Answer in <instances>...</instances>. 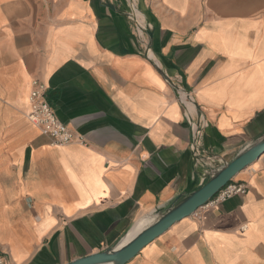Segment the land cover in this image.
Wrapping results in <instances>:
<instances>
[{"label": "crops", "instance_id": "1", "mask_svg": "<svg viewBox=\"0 0 264 264\" xmlns=\"http://www.w3.org/2000/svg\"><path fill=\"white\" fill-rule=\"evenodd\" d=\"M129 1L0 0V251L10 264H68L117 245L137 218L264 135V0ZM164 76L203 118L197 167ZM34 81L85 146H54L28 121ZM232 181L247 194L174 224L127 264H264V154Z\"/></svg>", "mask_w": 264, "mask_h": 264}, {"label": "water", "instance_id": "2", "mask_svg": "<svg viewBox=\"0 0 264 264\" xmlns=\"http://www.w3.org/2000/svg\"><path fill=\"white\" fill-rule=\"evenodd\" d=\"M148 36L151 38V32H148ZM164 78L173 90L178 88L167 77ZM262 154H264V135L241 151L231 162L225 163L218 170L207 171L204 175L208 177L207 181L200 188L177 198L166 208L154 212L151 215L152 222L126 244L119 247L118 243L104 251L76 259L68 264H127L174 224L191 217L199 208L205 206L240 172L253 165Z\"/></svg>", "mask_w": 264, "mask_h": 264}, {"label": "built area", "instance_id": "3", "mask_svg": "<svg viewBox=\"0 0 264 264\" xmlns=\"http://www.w3.org/2000/svg\"><path fill=\"white\" fill-rule=\"evenodd\" d=\"M127 7H132L129 0H126ZM128 18L132 20L137 30L140 28L146 30L149 26L146 24L140 27L134 14L128 13ZM148 52V49H147ZM148 57V55H147ZM176 99L184 108V117L190 131V153L194 161V166L197 167L202 161V153L199 151V142L202 134L203 118L198 114L196 105L189 92L181 88L174 90ZM29 111L27 113L28 121L33 124L43 136L51 140L54 146H65L71 143H77L85 146L86 142L81 137L76 135L56 117L53 109L46 100V87L44 84L34 81L31 84V89L28 97ZM248 192V184L245 182L231 181L225 185L205 206L199 208L192 216L201 219L202 212L209 207H215L219 204L235 196H245ZM246 226H242L244 231ZM0 264H10L0 251Z\"/></svg>", "mask_w": 264, "mask_h": 264}, {"label": "bare ground", "instance_id": "4", "mask_svg": "<svg viewBox=\"0 0 264 264\" xmlns=\"http://www.w3.org/2000/svg\"><path fill=\"white\" fill-rule=\"evenodd\" d=\"M153 217L148 216L146 218H137L132 229L129 233L122 239L119 243V247L129 242L137 233L143 230L146 226H148L152 222Z\"/></svg>", "mask_w": 264, "mask_h": 264}]
</instances>
